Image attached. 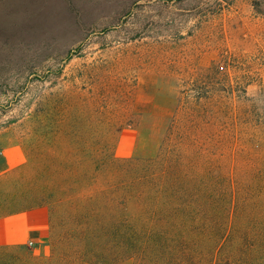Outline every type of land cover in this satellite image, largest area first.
<instances>
[{"label": "rangeland", "instance_id": "obj_1", "mask_svg": "<svg viewBox=\"0 0 264 264\" xmlns=\"http://www.w3.org/2000/svg\"><path fill=\"white\" fill-rule=\"evenodd\" d=\"M22 215L0 264H264V0H0Z\"/></svg>", "mask_w": 264, "mask_h": 264}, {"label": "crops", "instance_id": "obj_2", "mask_svg": "<svg viewBox=\"0 0 264 264\" xmlns=\"http://www.w3.org/2000/svg\"><path fill=\"white\" fill-rule=\"evenodd\" d=\"M44 230L33 229L24 215L13 219H0V246L37 244L44 240Z\"/></svg>", "mask_w": 264, "mask_h": 264}, {"label": "trees", "instance_id": "obj_3", "mask_svg": "<svg viewBox=\"0 0 264 264\" xmlns=\"http://www.w3.org/2000/svg\"><path fill=\"white\" fill-rule=\"evenodd\" d=\"M228 89L230 90V93H231L232 90H233V88L231 87V85L228 87ZM228 89H227V90H228ZM259 124H260V123H259ZM153 222H154V220H153ZM164 223H166V222H164ZM147 237H148V238H147V239H148V242H149L150 240H151L152 243L154 242L155 238L152 237L150 229L147 231ZM164 240L166 241L167 239H166V238H162L160 242H162V241H164ZM141 250H143V249L138 248L136 251L139 252V251H141Z\"/></svg>", "mask_w": 264, "mask_h": 264}]
</instances>
